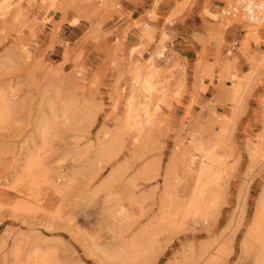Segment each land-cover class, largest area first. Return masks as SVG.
I'll return each instance as SVG.
<instances>
[{
	"label": "rangeland",
	"instance_id": "obj_1",
	"mask_svg": "<svg viewBox=\"0 0 264 264\" xmlns=\"http://www.w3.org/2000/svg\"><path fill=\"white\" fill-rule=\"evenodd\" d=\"M42 1L10 0L11 6L0 11V90L12 101L8 119L0 123V190L5 193L0 194V264H114L109 255L159 214L168 167L178 199L191 194L195 177L183 175L179 161L185 151L199 155L190 142L196 122L203 141L218 137L223 157L216 204L204 216L177 219L137 264H179L183 248L200 244L215 254L212 264H252V252H244L241 243L264 195V24L233 21L221 28L223 9L231 11L225 0ZM161 44L156 79L169 82L157 91L162 101L155 96L150 105L154 135L134 143L136 133L123 127L128 66L135 59L144 63ZM224 60L232 61L229 72L237 70V77L222 75ZM250 71L247 87L232 100L228 89ZM201 77L203 88L195 84ZM70 99L80 108L77 119L53 124L51 112ZM38 122L49 124L44 142L35 129ZM108 130L119 131L115 148L122 151L87 165ZM26 154H39L47 169L41 166L47 179L37 186L22 176ZM112 172L117 179L110 181ZM20 191L28 193L27 200L18 198ZM134 195L143 197L139 206L127 203ZM19 199L24 204L14 207ZM122 206L133 213L130 224L120 222ZM34 250L47 258L31 261Z\"/></svg>",
	"mask_w": 264,
	"mask_h": 264
},
{
	"label": "bare ground",
	"instance_id": "obj_2",
	"mask_svg": "<svg viewBox=\"0 0 264 264\" xmlns=\"http://www.w3.org/2000/svg\"><path fill=\"white\" fill-rule=\"evenodd\" d=\"M45 1V0H43ZM42 1V3H43ZM227 3V7H230V12L229 9L225 10L223 9L224 16L220 15V24H221V28H225L227 26L228 23L230 22H240L242 21L243 23L246 22L248 23V25L250 26H256V25H260V24H264V21H258L255 22L254 17L251 18L249 17L250 14H248V12L253 11L252 8L249 9V7L244 4L246 1H248L249 5H253L254 3L260 7H264V0H225ZM47 2V1H45ZM44 2V3H45ZM50 2V1H49ZM69 3V0L67 1ZM43 3V4H44ZM53 3V2H52ZM157 2L155 1V4ZM18 4V3H17ZM65 4V2L63 3ZM74 4V3H73ZM29 5V4H28ZM54 5V4H53ZM71 5V4H69ZM176 5V4H175ZM181 5V4H180ZM11 6V2L10 0H0V11L2 10H6ZM16 6V5H15ZM51 6V4L49 5ZM62 6V5H61ZM65 6V5H63ZM182 6V5H181ZM17 7V6H16ZM70 7V6H69ZM78 7V6H77ZM52 8V7H50ZM64 8V7H63ZM67 8V7H66ZM65 8V9H66ZM180 8V7H179ZM19 9V8H18ZM62 9V8H61ZM176 10V8H175ZM248 10V12H247ZM73 12V10H72ZM180 12V9H179ZM225 12L228 13V15L231 14V16H225ZM75 13V12H74ZM78 13V12H77ZM150 13V12H149ZM177 13V12H176ZM66 14V13H65ZM212 15V14H211ZM20 16V15H19ZM61 16V15H60ZM63 16V15H62ZM78 16V15H77ZM215 16V14H214ZM76 19V18H75ZM74 20V19H73ZM75 21V20H74ZM216 21V20H215ZM249 26V27H250ZM144 30L146 31L147 34L151 33L149 32V24L145 23L144 24ZM262 27V26H261ZM251 28V27H250ZM249 30V29H248ZM151 31V30H150ZM258 31V28H257ZM145 35V34H144ZM150 35V34H149ZM167 34L163 33V37H166ZM150 37V36H149ZM141 38V37H140ZM145 38V37H144ZM142 39V38H141ZM140 39V40H141ZM148 39V37H147ZM162 39V38H161ZM160 40V39H159ZM150 41V40H149ZM155 41V40H154ZM169 41V40H168ZM141 42V41H140ZM161 42V41H160ZM162 43V42H161ZM159 44V43H158ZM166 44V43H165ZM146 45V44H145ZM142 46V45H141ZM144 46V45H143ZM157 46V45H156ZM168 46V45H167ZM117 47V46H116ZM159 47V46H158ZM119 48V47H117ZM165 49L164 46L159 47L158 50H156L155 54H152L151 56L148 57L147 60L143 62H140L139 59H135L132 60L129 63V73L131 75L130 78V84H129V88H128V92H127V96H126V103H125V112H124V119H123V124H124V128L126 129H130L132 130L134 133H136L133 136V142H139V140H141L142 138H149L152 134L151 132V126H153V113H151V108L150 105L153 102V100L155 99V96L157 95V91L161 92L164 91V88H167V84L169 81H164V82H160L158 83L157 81V77H159V73H160V67L158 65V61H157V57L162 54H160L162 51L161 49ZM120 49V48H119ZM118 49V50H119ZM135 49V48H134ZM137 49V48H136ZM168 49V48H167ZM132 50V48H131ZM117 51V50H116ZM135 51V50H134ZM170 51V50H169ZM133 52V50H132ZM142 53V51H140ZM138 52V53H140ZM119 53V52H117ZM116 53V55H117ZM121 53V52H120ZM132 55V53H131ZM118 56V55H117ZM129 56V55H128ZM139 56V55H138ZM115 57V56H114ZM163 57V56H162ZM160 58V57H159ZM133 59V58H132ZM114 60V59H113ZM129 60V58H128ZM172 60V59H171ZM116 63V61H114ZM198 62V60H197ZM232 62V61H231ZM230 61L224 60L223 64L220 66L221 69V73L223 74H227L229 77H237L236 76V71L233 72H229L231 68H234V66L231 64ZM199 63V62H198ZM208 63V62H206ZM117 64V63H116ZM166 64V63H165ZM168 64V63H167ZM210 64V63H209ZM207 65L210 67V65ZM197 65V64H196ZM199 65V64H198ZM118 66V65H117ZM126 66V65H125ZM122 67V66H121ZM168 67V66H167ZM212 67V66H211ZM252 67V66H251ZM120 68V67H119ZM164 68V67H163ZM198 68V67H197ZM207 68V67H206ZM264 68V67H263ZM117 69V68H116ZM168 69V68H167ZM122 70V69H121ZM172 70V69H171ZM199 70V69H198ZM208 70V69H207ZM235 70V69H234ZM120 71V70H119ZM167 71V70H166ZM170 71V70H169ZM201 71V70H200ZM233 71V70H231ZM164 72V71H163ZM198 72V71H197ZM202 72V71H201ZM251 72H247L245 73L241 78H238V80L233 81V84L231 85L230 89H228L227 94L229 96H231L230 98H232V100H236L239 95L245 90V88L248 85V81H249V77L251 76ZM162 73V71H161ZM199 73V72H198ZM236 73V74H235ZM120 74V73H119ZM171 74V73H170ZM163 75V74H162ZM167 75V74H166ZM208 76H211V72L209 70V72L207 73ZM253 76V75H252ZM207 77V76H206ZM228 77V79H229ZM226 78V77H225ZM164 80V79H162ZM232 80V79H231ZM161 81V80H160ZM205 81V80H204ZM228 81V80H227ZM195 84L197 86H199L200 88H203V86L201 85L203 82V78H195ZM195 85V86H196ZM160 87V88H158ZM116 88V87H115ZM197 88V87H196ZM195 88V89H196ZM199 89V88H198ZM117 90V89H116ZM168 91V90H167ZM166 91V92H167ZM118 92V91H117ZM116 92V93H117ZM124 92V91H122ZM57 93V92H56ZM162 93V92H161ZM160 94V93H159ZM164 95V93H163ZM119 96V95H118ZM160 96V95H159ZM58 97V96H57ZM117 97V96H116ZM161 97V96H160ZM56 98V96H55ZM118 98V97H117ZM156 98L159 97L156 96ZM163 98V97H162ZM60 99V98H59ZM49 102H51V99H48ZM62 100V99H61ZM60 100V101H61ZM69 100V99H68ZM68 100H66L68 102ZM73 100V99H72ZM59 101V102H60ZM64 101V100H63ZM71 101V99H70ZM69 101V102H70ZM155 101H157V99H155ZM162 101V100H159ZM158 101V102H159ZM58 102V103H59ZM67 102H61L60 105H58L57 108H55L54 111H52L51 109V121H53L52 123H56L59 120H61L60 124H64V123H69L72 121H74L73 119H77L75 116V112L78 111L80 108H78V110H76V104L73 105L72 101L71 103H67ZM157 102V103H158ZM47 103V102H46ZM55 103L56 99H55ZM156 103V102H155ZM236 103V102H235ZM238 103V102H237ZM89 105V104H88ZM87 105V106H88ZM159 105V104H158ZM237 105V104H236ZM53 107V106H52ZM12 108V101L10 99V97H8V94H6L5 92H3L2 90H0V123L1 121L5 119H8L10 110ZM84 108V107H83ZM81 108V112L82 109ZM153 108V107H152ZM156 108V107H155ZM158 108V107H157ZM156 108V110H158ZM232 108V107H231ZM212 109V108H211ZM87 110V109H85ZM84 110V111H85ZM213 110V109H212ZM238 110V108H237ZM49 112V111H48ZM55 112V113H54ZM79 112V111H78ZM77 112V113H78ZM156 113V112H155ZM213 113V112H212ZM236 114V113H235ZM80 116V115H78ZM226 116V115H225ZM157 118V117H156ZM226 118V117H225ZM231 118V117H230ZM119 119V118H117ZM122 119V118H120ZM155 119V118H154ZM223 119V118H222ZM63 120V122H62ZM92 120V119H91ZM230 120V119H229ZM236 120V119H235ZM49 121V120H48ZM232 121V119L230 120ZM2 122V123H3ZM47 122V121H46ZM45 122V123H46ZM60 122V121H59ZM121 122V121H120ZM227 124H229V121H225ZM41 122H38V124H36V131L37 133L40 134V138H42L44 142L45 139V135L46 133L50 132L48 131L49 127L48 125H41ZM44 123V122H43ZM193 123V122H192ZM225 123V124H226ZM235 123V122H234ZM57 124V123H56ZM70 124V123H69ZM231 124V123H230ZM121 125V124H120ZM120 125L119 126V130L120 129ZM155 125V124H154ZM59 126V125H58ZM117 126V125H116ZM193 126V125H192ZM194 126L196 127L195 130L191 129L192 131L190 132V142L192 143V149L194 151H198L199 155L197 156V154L192 153L193 151L189 150L188 152L185 151V153L182 154L183 157H181L180 161L181 162V166H182V174L186 175V176H193L194 178V186L192 188L191 194L186 198V199H178V196L175 195V193H173V188H171V176H172V170L171 167H168L165 171V174L163 175V183H162V195H161V200H160V211L159 214L154 216V218H152V220L150 219V221L146 222L145 225L138 229V231L136 232V234L134 233V236L131 237V240L128 241V243H125L122 245L121 249H117L115 251H117L116 253H109V257L111 258V260H113L112 262H114V264H133V262H135L134 264H137L141 259L143 254H145L146 252H149L150 250H152L153 246H150L151 244H153L158 238H156V236L158 237L159 234H161L162 232H164L165 229H167L168 227H171L175 224V221L177 219H181V220H187V219H191V218H195V217H200V216H204L205 212H207L209 209H211L217 201V185H218V179H219V166L222 164L223 161V157L222 155L219 153L218 151V144L219 142L217 141L218 137H213L210 141H203L201 137H198L197 133L198 130L200 129V125L196 122L194 124ZM233 126V125H232ZM60 127V126H59ZM53 128V127H52ZM117 128V127H114ZM205 128V127H204ZM103 129V128H102ZM104 130V129H103ZM155 130V129H154ZM153 130V131H154ZM102 131V130H101ZM107 131V130H106ZM109 131V130H108ZM113 131V130H111ZM111 131L109 132H105L103 133V137L104 140L99 141V143H97V147H96V151L93 154H91V160L90 162H88L87 165L91 166V165H95L97 162V160H101L102 158H104L105 156H108L109 158L115 157L119 151V150L115 148L116 142H117V133L119 131L116 130L115 134H112ZM125 131V129L123 130V132ZM200 131V130H199ZM126 132V131H125ZM129 132V131H128ZM100 133V132H99ZM98 133V134H99ZM122 133V132H120ZM127 133V132H126ZM132 133V132H131ZM202 133V132H201ZM125 134V133H123ZM130 134V133H129ZM101 135V134H100ZM131 135V134H130ZM154 135V134H152ZM188 135V134H187ZM200 135V133H199ZM99 136V135H98ZM122 136V135H121ZM120 136V137H121ZM125 136V135H124ZM123 136V139H124ZM130 137V136H129ZM122 138V137H121ZM120 138V139H121ZM153 138V137H152ZM263 138V137H262ZM99 139V138H98ZM103 139V138H101ZM119 139V141H120ZM258 139V138H257ZM147 140V139H146ZM144 139V142L146 141ZM264 140V138H263ZM262 140V141H263ZM97 141V140H96ZM118 141V143H119ZM149 141V140H147ZM261 141V140H260ZM261 141V142H262ZM121 142H123L121 140ZM120 142V143H121ZM125 142V141H124ZM142 143V142H141ZM122 144V143H121ZM120 144V145H121ZM126 144V143H125ZM130 144V143H129ZM132 144V143H131ZM184 144V143H183ZM258 144V142H257ZM119 145V144H118ZM140 145V144H139ZM144 145V143H143ZM143 145H140L139 147H142ZM175 145V144H174ZM222 145V144H221ZM123 146V144H122ZM122 146H119L122 148ZM191 146V145H190ZM118 147V146H117ZM138 147V146H137ZM144 147V146H143ZM185 147V146H183ZM132 148V147H131ZM127 149V148H126ZM133 149V148H132ZM124 150V149H123ZM128 150V149H127ZM135 150V148H134ZM133 150V151H134ZM138 150V149H137ZM181 150V149H179ZM186 150V149H185ZM88 151V150H87ZM130 151V150H129ZM132 151V152H133ZM141 151V149H140ZM183 151V149H182ZM125 152V151H124ZM131 152V151H130ZM137 152V151H136ZM22 153V152H21ZM86 153V152H85ZM140 153V152H139ZM180 153V152H179ZM178 153V155H179ZM182 153V152H181ZM187 153V154H186ZM259 153V152H258ZM129 154V153H128ZM186 154V155H185ZM20 155V154H19ZM39 154H34V156L32 154H26L25 157V165L24 168L22 170V176L25 177V179L29 182V184L32 186H37L40 183H42V181L46 178L47 176H45L46 171H44L43 169L45 167L44 163L42 164V160H39ZM79 157L78 159L82 158V154H77ZM119 155V154H118ZM139 155V154H138ZM74 157V156H72ZM131 157V154L130 156ZM134 157V155H133ZM132 157V159H133ZM137 157V155L135 156V158ZM76 158V157H75ZM107 158V157H106ZM105 158V159H106ZM140 158V155L139 157ZM179 158V157H178ZM77 159V160H78ZM90 159V158H88ZM104 159V160H105ZM103 160V159H102ZM101 160V161H102ZM89 161V160H88ZM97 161V162H96ZM106 162V161H105ZM109 162V161H108ZM154 161H152L150 164L147 165V168L151 169V165ZM178 163V162H177ZM42 164V165H41ZM44 165V168L42 169L41 166ZM118 166H121L120 164ZM118 166L116 167L118 169ZM115 168V169H116ZM178 168V167H177ZM113 169V170H115ZM47 170V169H46ZM112 170V171H113ZM119 170V169H118ZM118 170H116L118 172ZM115 171V172H116ZM19 172V171H18ZM112 172L109 176L110 181H112V177L115 175ZM120 172V170H119ZM178 172V171H177ZM117 175V173H116ZM180 176V175H179ZM71 177V176H70ZM119 177V174H118ZM19 180V177H17ZM117 179L116 177H113ZM187 178V177H186ZM226 178V177H225ZM188 179V178H187ZM22 180H24V178H22ZM119 180V179H118ZM224 180V179H223ZM16 181V180H15ZM108 181V180H107ZM21 182V181H20ZM25 182V181H24ZM46 182V181H45ZM109 182V181H108ZM107 182V184H108ZM117 182V181H116ZM119 182V181H118ZM19 183V182H17ZM112 183V182H111ZM115 182H113L114 184ZM247 183V182H246ZM15 184V182L13 183ZM23 183H21L20 185L22 186ZM45 183H43L42 185H44ZM186 184V183H185ZM18 185V184H17ZM46 185V184H45ZM109 185V184H108ZM112 185V184H111ZM116 185V184H114ZM184 185V184H183ZM241 185V184H240ZM13 186V185H12ZM16 186V185H14ZM25 186V185H24ZM110 186V185H109ZM243 186V185H242ZM3 187V186H2ZM5 187V186H4ZM11 186H8V188ZM20 187V186H19ZM29 187V186H28ZM49 187V186H48ZM116 187V186H115ZM126 187V186H125ZM241 186H239L240 188ZM17 188V187H16ZM24 188V187H22ZM26 188V186H25ZM41 188V187H40ZM44 188V187H42ZM55 191L58 192L60 195L62 194L61 192L62 189L58 186H55ZM183 188V187H182ZM242 188V187H241ZM245 188V186H244ZM18 189V188H17ZM16 189V190H17ZM48 189V188H47ZM127 189V188H126ZM133 189V188H132ZM11 190V189H10ZM21 190V189H19ZM28 190V189H27ZM37 190V189H36ZM40 190V189H39ZM187 190V189H186ZM1 191V190H0ZM14 191V190H13ZM42 191V190H41ZM40 191V192H41ZM120 192V190H118ZM16 192V191H15ZM31 192V191H29ZM22 195L20 197H18V195H14L17 196L18 198L23 197V199L27 198L28 193L26 192H19ZM55 193V192H54ZM179 193V192H178ZM0 194H5L3 191L0 192ZM117 194V193H115ZM135 194V193H134ZM33 195V194H32ZM36 195V194H35ZM59 195V196H60ZM139 195V194H137ZM146 195V194H145ZM31 196V194H30ZM41 195H39L40 197ZM123 196V195H122ZM34 197V196H32ZM146 197V196H145ZM126 198V197H125ZM59 199V198H58ZM127 199H129V201H127V203H129L131 206L135 205V206H139L141 203V201L143 200V197H137V196H128ZM27 200V199H26ZM111 200V198H110ZM114 200V199H113ZM126 200V199H125ZM18 201V200H17ZM25 201V200H23ZM43 201V200H42ZM27 202V201H26ZM25 202V203H26ZM40 202V200H39ZM108 202V201H107ZM116 202V201H115ZM119 202V201H118ZM116 202V203H118ZM145 202V201H143ZM112 203V202H111ZM125 203V202H124ZM22 204H24V202H21L20 199L17 203V206L14 207H21ZM120 203H118L119 205ZM144 204V203H143ZM142 204V205H143ZM31 206H33V204H30ZM59 205V204H58ZM111 205V204H110ZM108 206V205H107ZM116 206V205H115ZM109 207V206H108ZM111 207V206H110ZM117 207V206H116ZM57 208V207H56ZM107 208V207H105ZM114 208V207H113ZM58 209V208H57ZM112 209V208H111ZM115 209V208H114ZM113 209V211H114ZM142 209V206L141 208ZM60 210V209H59ZM116 210V209H115ZM119 210V208L117 209V211ZM110 210L106 212H109ZM120 212V216L121 221H124L125 223H128V221L130 222L132 220V214L130 212V210L128 209V207L126 206H122ZM142 212V211H140ZM112 213V211H111ZM118 214V213H115ZM142 214V213H141ZM112 215V214H111ZM140 215V214H139ZM107 216H110V213L107 214ZM141 216V215H140ZM111 217V216H110ZM112 217H114L112 215ZM117 217V216H116ZM139 217V216H138ZM118 219V220H119ZM115 220V219H114ZM113 220V221H114ZM117 222V220H115ZM122 224H125V223ZM113 223V222H112ZM121 224V223H120ZM130 224V223H128ZM124 226V225H123ZM121 226V227H123ZM130 226V225H129ZM115 227V225H114ZM128 228V227H126ZM112 229V228H111ZM116 229V228H115ZM125 229V228H124ZM114 230V229H113ZM118 232V231H116ZM122 233V232H121ZM118 233H116L117 235ZM161 236V235H160ZM159 240V239H158ZM157 243V241H156ZM242 245V249L244 250V252H252L253 256H252V264H264V195L261 198L260 202L257 204L256 207V212L252 221V224L250 226V228L248 229L247 233H246V237L245 240L242 241L241 243ZM157 245V244H155ZM115 246V245H114ZM117 246V245H116ZM111 247V246H109ZM106 249V248H105ZM116 249V248H115ZM109 250V249H107ZM111 250V249H110ZM109 250V251H110ZM213 250V249H212ZM122 253H121V252ZM107 253V251H106ZM121 253V254H120ZM108 254V253H107ZM249 254V253H248ZM215 254L210 252L208 250V246H204L202 244H200L197 248L194 245H188L185 248L182 249L181 252V257L180 260L178 261L179 264H212L214 261V257ZM105 257V256H104ZM107 258H109L106 255ZM47 258V255L45 253H41L38 252L37 250H34V252L31 255V261L32 259L38 262H42L43 260H45ZM46 262V261H45ZM111 264V263H110Z\"/></svg>",
	"mask_w": 264,
	"mask_h": 264
},
{
	"label": "built area",
	"instance_id": "obj_3",
	"mask_svg": "<svg viewBox=\"0 0 264 264\" xmlns=\"http://www.w3.org/2000/svg\"><path fill=\"white\" fill-rule=\"evenodd\" d=\"M244 4L246 5V7L248 6L249 9L252 8V10H253L251 12H248V10H247L248 14H250L249 17H251V18L254 17V20H256V21L257 20L261 21V22L264 21V7H260V6L256 5L255 3L253 5H249L248 1H246Z\"/></svg>",
	"mask_w": 264,
	"mask_h": 264
}]
</instances>
